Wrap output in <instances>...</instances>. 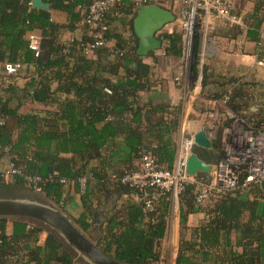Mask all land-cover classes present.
Returning <instances> with one entry per match:
<instances>
[{"label": "trees", "instance_id": "16d2710c", "mask_svg": "<svg viewBox=\"0 0 264 264\" xmlns=\"http://www.w3.org/2000/svg\"><path fill=\"white\" fill-rule=\"evenodd\" d=\"M46 1L51 9L67 13V24L53 22L49 11L32 7V0H0V74L7 65L35 67L34 76L24 86L16 82L0 85V162L6 158L24 175L42 178L40 192L22 176L0 181V188L16 187L44 195L62 210L74 200V192L82 207L76 225L92 241H98L105 253L124 263L166 264L164 241L172 195L157 198L155 190L147 189L145 193L153 196L155 203V210L147 211L144 193L123 178L129 172H141L144 150L152 152L162 167L174 168L183 103L141 96L154 86L153 66L137 53L139 39L133 21L139 7L134 2L116 4L106 14V37H113L115 45L86 53L84 49L94 42L86 24L83 38L62 37L65 31L85 23L94 0ZM122 7H127L131 16L124 23L129 38L111 30L109 13L114 8L124 10ZM37 30L42 33L39 57L28 40V34ZM249 32L264 44L258 30ZM159 38L166 57H184L183 31L175 26L172 31H160ZM156 53L152 51L148 57L155 59ZM199 64L198 52L192 66L193 81ZM201 69L203 92L211 84L221 89L205 92L208 98L219 99L233 87L228 107L245 115L249 124L262 123L246 116L247 82L216 75L204 65ZM222 122L224 128L229 127L228 119ZM194 152L213 165L225 158L220 130L211 148L195 147ZM196 177L205 180L210 175L199 173ZM82 178L86 179L84 191ZM249 193L255 199H248ZM195 194L196 187L190 184L179 202L190 208ZM263 195L260 184H251L201 204L205 205V220L194 227L184 221L181 224L175 264H264V204L258 200ZM42 231L25 222L0 220V264H75L73 255L52 233L39 245Z\"/></svg>", "mask_w": 264, "mask_h": 264}, {"label": "built area", "instance_id": "2783aa9c", "mask_svg": "<svg viewBox=\"0 0 264 264\" xmlns=\"http://www.w3.org/2000/svg\"><path fill=\"white\" fill-rule=\"evenodd\" d=\"M127 1L129 0H94L88 7L85 24L94 42L84 49L86 53L108 45L106 14L114 5ZM131 1L138 7L159 5L165 8V6L171 5L173 9L177 8L174 9L176 15L174 23L185 34L186 48H188L191 55L197 41L196 36L201 20L204 21L205 18L214 16L230 27L244 25L243 16L234 12L233 5L228 0ZM262 12L264 14V1ZM28 40L29 47L34 52L35 57H39L42 36L37 34L36 31H32L28 34ZM261 41L264 43V29L261 33ZM200 56L202 57L201 54ZM200 62L202 64L201 58ZM260 65L264 66V62H260ZM21 68V64L7 65L6 74L16 76ZM188 72H190L188 68L180 69L175 77L176 86L183 91V116H188L195 103L200 99V93L189 89L185 83V74ZM198 85H200V78L198 79ZM230 100L231 92L213 100L214 107L209 112V118L204 129L212 140L224 119H228L231 124L232 121L242 122L243 127L240 126L237 134L232 137V143H227L225 158L215 164L216 169L209 174V178L203 180L187 174L188 160L196 147L194 134L188 132L187 125L182 128L175 166L172 170L162 167L152 152L144 150L140 158L141 172H129L124 176L123 182L129 183L132 187L144 193L143 199L147 211L155 210L154 198L145 193L147 189L155 190L154 196L157 198L170 193L173 202L177 203L186 187L192 184L196 187L195 201L198 204H204L213 198L226 196L239 189H245L251 184H260L261 180L264 179V123L260 125L244 123L243 117L237 116L238 114L228 107ZM231 124L226 128L225 138L227 137V129L231 127ZM14 176H22L29 186L34 187L35 191H41V177L24 175L22 169L10 160L6 165L0 162V181L9 180ZM80 184L82 191H84L86 179L82 178Z\"/></svg>", "mask_w": 264, "mask_h": 264}, {"label": "crops", "instance_id": "0c3cea01", "mask_svg": "<svg viewBox=\"0 0 264 264\" xmlns=\"http://www.w3.org/2000/svg\"><path fill=\"white\" fill-rule=\"evenodd\" d=\"M228 1L233 5L234 12L243 16L244 25L237 26V28L239 29H230V26L225 25L222 21L215 18L214 16L205 18L203 24L205 27V31L208 32V40H205L204 43H200L199 55H202V57L200 56V58L203 62V65L206 66L211 73L220 76L236 77V75L240 73V71H250L251 69H253V66L257 64V62L258 64H260V62H264V44H259V42H257L256 39L252 37L253 34H250L249 32L258 30L260 34L262 33L264 29V14L258 9L262 0ZM45 2L47 1L45 0ZM123 4L128 6L130 5V2H124ZM168 6L172 8L171 5ZM122 8L125 11L115 8L110 11L109 20L111 23V30L112 32L116 31L117 33L124 34L126 38H129L130 34L126 31L124 23L125 20H129L131 16L127 14V7ZM49 12L51 13V19L53 22L59 24H67L68 15L66 12L54 9H50ZM172 29L173 28H168V30L165 31H172ZM85 31L86 25L84 22H81L76 30L65 31L63 33L62 39H81L83 38ZM36 33L39 35L42 34L39 30H37ZM108 45L110 47L115 45V40L113 39V37L109 39ZM156 54L158 57L155 59L148 56L142 57L145 62L153 66L152 79L154 81L153 88L148 92L142 93V98L144 100L154 99L157 102L165 101L175 105L181 103L183 98V91L178 86H176L175 77L178 71L184 68L181 66H178L176 68V64L179 61H182V58L166 57L163 54V49H161L160 52H157ZM160 61H162V67L158 65ZM34 74V66L23 65L16 76H8L6 74V71L0 74V85L5 86L9 82H16L18 85L24 86L27 82L30 81ZM201 75L202 69L200 67L198 68V74L194 81L193 79L195 76L193 75L192 71L185 74L184 80L186 85L189 89L198 91L200 93V99L195 103L188 116H182L179 140L182 134V128L185 125L188 126V132L190 134H195L199 130L204 129L209 118V112L214 107L213 99L208 98L205 92L215 93L216 91L221 90L218 84H211L206 88L205 92H203L201 83L200 85H198V79H201ZM240 80L242 79L240 78ZM232 89L233 87H228L227 91L231 92ZM256 117L258 116L256 115ZM218 129L220 130L222 140H224L226 128L223 127V122L220 124ZM219 130L217 131V133H219ZM1 163L6 165L8 163V159H3ZM42 196V201H46L48 199L46 196ZM72 196L74 200L66 203V210L64 211L69 214L75 222V219L78 218L79 214L81 213L82 207L80 203V197L74 192H72ZM247 198L252 200L255 199V196L249 193L247 194ZM258 200L261 202V205L264 204V197H258ZM206 203L205 205H207ZM205 205L202 206L201 204H198L195 200H193V203L189 208L187 205L183 203L181 204L179 200L177 203L173 202V209L169 221L167 236L164 241V247L166 246L168 237L173 236L175 260L179 247L182 222H186L190 227L199 225L206 218L204 212ZM48 232L49 231L44 230L40 233L38 243L39 245H43L45 243L48 237Z\"/></svg>", "mask_w": 264, "mask_h": 264}, {"label": "water", "instance_id": "95a60500", "mask_svg": "<svg viewBox=\"0 0 264 264\" xmlns=\"http://www.w3.org/2000/svg\"><path fill=\"white\" fill-rule=\"evenodd\" d=\"M31 5L37 9H51V5L45 0H32ZM175 21L176 15L162 6H140L133 21L135 34L139 39L138 55L147 57L152 51L161 50L163 42L159 33ZM194 144L205 149L212 147V140L205 129L194 134ZM215 169V165L204 162L195 152L188 160L187 174L190 176H197L199 173L211 174ZM260 187L264 192V179L261 180ZM2 219L25 222L51 232L73 254L75 264H130L105 253L98 242L90 240L79 229L69 214L48 199L40 201L0 197V220Z\"/></svg>", "mask_w": 264, "mask_h": 264}, {"label": "rangeland", "instance_id": "374dc122", "mask_svg": "<svg viewBox=\"0 0 264 264\" xmlns=\"http://www.w3.org/2000/svg\"><path fill=\"white\" fill-rule=\"evenodd\" d=\"M176 25L175 23L169 24L163 31L168 30V28H174ZM177 28V27H176ZM196 44L194 46L192 55L190 54L188 48L185 50L184 57H182V61H179L176 64V68L178 66L184 67L183 69L188 68V71H192V66L195 64V61L198 57V52L200 48V43H204L205 40H208V32L205 31V27L203 24V21H200L198 32L196 36ZM160 52V50L156 51ZM191 56H190V55ZM164 64V63H163ZM160 67H162V61L158 64ZM203 65V62L199 64V67ZM249 73V74H248ZM237 78H241L244 82H247V87L244 89V92L246 93L249 101V110L246 112V116L252 119L253 121H261L264 123V66L257 64L253 66V69L250 71H240L236 75ZM235 88V87H234ZM234 89H232V92ZM254 110H253V109ZM256 109V110H255ZM233 111V110H232ZM235 112V111H234ZM238 114L237 116H243L244 123H248L247 119L245 118V115H241L238 112H235ZM256 115L258 117H256ZM231 124V122H230ZM240 126L243 127L242 122H234L232 121L231 127L227 129L226 138H224L223 144L224 149L226 148V145L228 142L232 143V137L237 134V130L240 128ZM18 191L16 194H7V193H1L0 197L3 198H25V199H36V200H43V196L40 194L33 193L27 189L17 188ZM165 256H166V264H175V256H174V237L169 236L166 242V246L164 247Z\"/></svg>", "mask_w": 264, "mask_h": 264}, {"label": "flooded vegetation", "instance_id": "af4514ba", "mask_svg": "<svg viewBox=\"0 0 264 264\" xmlns=\"http://www.w3.org/2000/svg\"><path fill=\"white\" fill-rule=\"evenodd\" d=\"M18 191V189L16 187H2L0 188V194L1 193H7V194H16V192Z\"/></svg>", "mask_w": 264, "mask_h": 264}]
</instances>
